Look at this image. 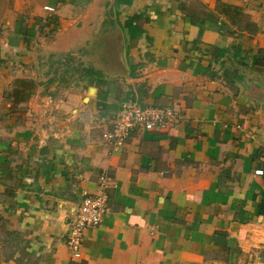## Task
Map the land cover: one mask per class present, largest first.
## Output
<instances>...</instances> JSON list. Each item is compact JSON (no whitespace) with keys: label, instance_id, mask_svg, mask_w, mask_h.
Here are the masks:
<instances>
[{"label":"crops","instance_id":"obj_1","mask_svg":"<svg viewBox=\"0 0 264 264\" xmlns=\"http://www.w3.org/2000/svg\"><path fill=\"white\" fill-rule=\"evenodd\" d=\"M113 1L65 0L53 16L58 30L68 10L99 26L111 10L120 31L121 77L96 68L102 84L82 96L42 74L24 102L3 99L20 31L4 41L0 27V216L14 239L0 264H264V0ZM133 97L174 108L177 122L114 148L101 133ZM101 173L106 209L74 258L66 226Z\"/></svg>","mask_w":264,"mask_h":264},{"label":"rangeland","instance_id":"obj_2","mask_svg":"<svg viewBox=\"0 0 264 264\" xmlns=\"http://www.w3.org/2000/svg\"><path fill=\"white\" fill-rule=\"evenodd\" d=\"M101 1L105 3L106 8L110 0ZM220 1H225L227 4L237 0ZM63 2L65 0H0L1 38L5 41L11 28L16 23L19 24L18 31H20V34L17 37L15 36L17 45L12 47L14 49L11 52L12 57L7 56L2 60V70L7 69L6 74L3 73L2 75L3 80H5L3 81L1 95L3 99L12 89L10 87H15V84L18 85L16 81L19 78L12 80L15 73H18V77H22L20 79L34 81V87H36L39 85L37 83L39 79L41 81L45 79V76H42V74L48 75L49 78L55 72V81L70 88L66 90V94L79 91L81 93L80 96L86 93L85 87L89 85L84 78H80L79 76L82 66L94 69L99 68L105 74V76L102 75L108 77V79L112 78L110 71L115 68L117 73H119L118 76L121 77L124 53L120 57V31L118 27L109 24L108 16L111 15V12L107 13L105 9L103 21L99 26H93L91 25L92 22L83 25L81 20L75 19L77 13L73 10H68L63 15L65 21L62 22V26L58 30L57 18L55 19L53 16L58 17L57 13L59 8L63 6ZM190 3H193L197 9H200L197 3H194L192 0H190ZM45 6L50 7L51 10L45 9ZM22 30H28L27 41H23L21 38V34H23ZM104 35H110L113 42L107 43L106 40H103L105 39ZM75 38L80 39V44L68 45L66 50H53V48H49V46H52L51 41L54 39H59L60 41L68 39L70 41ZM51 54L53 56H50ZM68 54L70 56H67ZM3 56L5 55L3 54ZM61 76L65 79L64 81L59 80ZM94 83L97 86L102 84L97 78L94 79ZM95 85H90V87L93 88ZM57 95H59L58 92ZM87 95H92V93L86 94L84 97H87ZM85 101L83 100V102ZM6 221V219L0 216V245H2L0 252L2 256L9 255L10 253L9 249L2 248L3 245L14 240L11 234L7 232Z\"/></svg>","mask_w":264,"mask_h":264},{"label":"built area","instance_id":"obj_3","mask_svg":"<svg viewBox=\"0 0 264 264\" xmlns=\"http://www.w3.org/2000/svg\"><path fill=\"white\" fill-rule=\"evenodd\" d=\"M45 9L51 10L47 6ZM177 119V112L172 107L142 104L136 97L126 98L119 103L111 127L103 131L101 137L116 148L134 129L160 130L176 123ZM255 172L260 174L261 170L257 169ZM107 183L108 177L103 173L99 174L96 191L81 196L73 218L67 223L65 244L74 258L79 256L84 231L101 222L106 209Z\"/></svg>","mask_w":264,"mask_h":264},{"label":"trees","instance_id":"obj_4","mask_svg":"<svg viewBox=\"0 0 264 264\" xmlns=\"http://www.w3.org/2000/svg\"><path fill=\"white\" fill-rule=\"evenodd\" d=\"M131 2V0H114L113 4L114 5H118V4H129ZM230 7L229 5H227L225 7V11H229ZM110 11H107V13H110ZM131 17H128L127 21L124 22L123 27L125 29L129 30V34L132 35V24H131ZM23 31V30H22ZM23 33V32H22ZM236 48L233 47V50H235ZM222 52L225 51V49H221ZM236 52V50H235ZM50 56H53V54H51ZM49 56V58H50ZM67 56H70L69 54ZM78 70V69H76ZM80 78H84L87 83L89 85H92L94 82V79L97 78L99 79V77L101 76L100 72L93 69L92 67H86V66H82L80 68ZM55 72L53 73V75L51 77H49L47 79V83H51L53 81H55V77H54ZM59 80L64 81L65 79L62 78V76L59 78ZM18 85H15V87H13L5 96V99H11L13 102H24L28 96L32 93L33 88H34V83L31 80H27V79H19L16 81Z\"/></svg>","mask_w":264,"mask_h":264},{"label":"bare ground","instance_id":"obj_5","mask_svg":"<svg viewBox=\"0 0 264 264\" xmlns=\"http://www.w3.org/2000/svg\"><path fill=\"white\" fill-rule=\"evenodd\" d=\"M89 93H93V89H90V90H89Z\"/></svg>","mask_w":264,"mask_h":264},{"label":"water","instance_id":"obj_6","mask_svg":"<svg viewBox=\"0 0 264 264\" xmlns=\"http://www.w3.org/2000/svg\"><path fill=\"white\" fill-rule=\"evenodd\" d=\"M91 89V88H90Z\"/></svg>","mask_w":264,"mask_h":264}]
</instances>
